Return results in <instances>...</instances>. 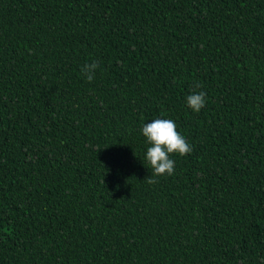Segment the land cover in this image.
<instances>
[{
  "label": "trees",
  "instance_id": "16d2710c",
  "mask_svg": "<svg viewBox=\"0 0 264 264\" xmlns=\"http://www.w3.org/2000/svg\"><path fill=\"white\" fill-rule=\"evenodd\" d=\"M0 264H264V0H0Z\"/></svg>",
  "mask_w": 264,
  "mask_h": 264
},
{
  "label": "clouds",
  "instance_id": "9594fccd",
  "mask_svg": "<svg viewBox=\"0 0 264 264\" xmlns=\"http://www.w3.org/2000/svg\"><path fill=\"white\" fill-rule=\"evenodd\" d=\"M98 67L96 61L82 67V74L89 82L93 81ZM205 96L204 92H193L186 97V104L193 112L199 113L205 106ZM142 134L150 145L145 155V161L151 168V175L146 178L149 184L158 183L156 177L174 174L175 161L170 158L171 155L184 156L192 151L186 138L176 130L173 120L158 118L146 123L142 127Z\"/></svg>",
  "mask_w": 264,
  "mask_h": 264
}]
</instances>
